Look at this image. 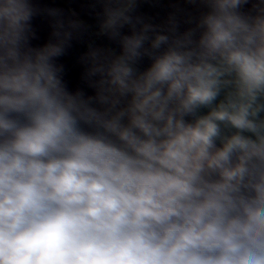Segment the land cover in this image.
<instances>
[{
    "label": "clouds",
    "instance_id": "obj_1",
    "mask_svg": "<svg viewBox=\"0 0 264 264\" xmlns=\"http://www.w3.org/2000/svg\"><path fill=\"white\" fill-rule=\"evenodd\" d=\"M99 2L89 94L71 32L35 47L34 0H0V264H264V0H188L184 32Z\"/></svg>",
    "mask_w": 264,
    "mask_h": 264
},
{
    "label": "crops",
    "instance_id": "obj_2",
    "mask_svg": "<svg viewBox=\"0 0 264 264\" xmlns=\"http://www.w3.org/2000/svg\"><path fill=\"white\" fill-rule=\"evenodd\" d=\"M34 3L37 14L33 20L35 38L32 45L43 47L56 42V31L61 34L71 32L72 38L56 62L63 67L64 80L70 90L83 89L91 94L92 89L85 79L89 65L85 63L84 56L91 48L120 51L119 45L101 32L102 4L99 0H34ZM51 10H56L59 15H49ZM199 13V6L188 0H140L137 9V14L146 23L158 26L161 31L167 29L170 18L179 24L180 32L193 28ZM57 21L62 22L63 27H58ZM70 22L78 26L70 27ZM128 31L125 29L126 33ZM148 63L147 59L143 60L140 67H147Z\"/></svg>",
    "mask_w": 264,
    "mask_h": 264
}]
</instances>
